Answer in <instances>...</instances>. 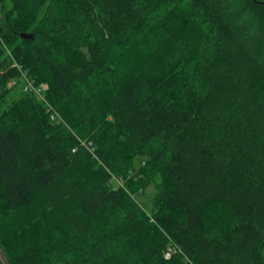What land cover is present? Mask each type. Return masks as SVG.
<instances>
[{"label":"trees","instance_id":"1","mask_svg":"<svg viewBox=\"0 0 264 264\" xmlns=\"http://www.w3.org/2000/svg\"><path fill=\"white\" fill-rule=\"evenodd\" d=\"M0 264H264V3L0 0Z\"/></svg>","mask_w":264,"mask_h":264},{"label":"rangeland","instance_id":"2","mask_svg":"<svg viewBox=\"0 0 264 264\" xmlns=\"http://www.w3.org/2000/svg\"><path fill=\"white\" fill-rule=\"evenodd\" d=\"M262 3H264V0H258ZM21 87L16 88L15 90L12 91L11 96H17L20 91ZM144 159L141 157H138L135 161V168L138 169L139 165H140V161ZM156 193V189L155 186L152 185L151 187H149L144 193L139 192L138 195H136V199L140 202L141 205L145 206L148 210H151L152 208V204H153V198L155 196Z\"/></svg>","mask_w":264,"mask_h":264},{"label":"water","instance_id":"3","mask_svg":"<svg viewBox=\"0 0 264 264\" xmlns=\"http://www.w3.org/2000/svg\"><path fill=\"white\" fill-rule=\"evenodd\" d=\"M22 37H24V38H28V37H30V36H28V35H22Z\"/></svg>","mask_w":264,"mask_h":264}]
</instances>
